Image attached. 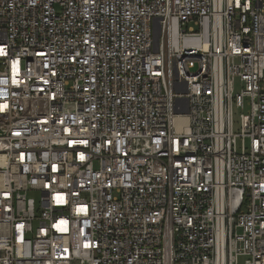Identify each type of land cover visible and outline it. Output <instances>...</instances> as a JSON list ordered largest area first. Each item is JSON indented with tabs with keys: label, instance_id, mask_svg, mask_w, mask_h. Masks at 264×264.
<instances>
[{
	"label": "built area",
	"instance_id": "1",
	"mask_svg": "<svg viewBox=\"0 0 264 264\" xmlns=\"http://www.w3.org/2000/svg\"><path fill=\"white\" fill-rule=\"evenodd\" d=\"M0 264H264V0H0Z\"/></svg>",
	"mask_w": 264,
	"mask_h": 264
},
{
	"label": "rangeland",
	"instance_id": "2",
	"mask_svg": "<svg viewBox=\"0 0 264 264\" xmlns=\"http://www.w3.org/2000/svg\"><path fill=\"white\" fill-rule=\"evenodd\" d=\"M190 69H191V71H195L196 66H191ZM235 127L237 128V126H235ZM33 197L36 199V196L35 195H33Z\"/></svg>",
	"mask_w": 264,
	"mask_h": 264
}]
</instances>
